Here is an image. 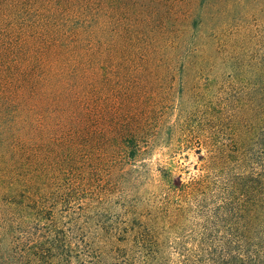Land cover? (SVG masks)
Returning <instances> with one entry per match:
<instances>
[{"label":"trees","instance_id":"trees-1","mask_svg":"<svg viewBox=\"0 0 264 264\" xmlns=\"http://www.w3.org/2000/svg\"><path fill=\"white\" fill-rule=\"evenodd\" d=\"M225 5L0 0V264H264V64L174 120L167 142L194 146L200 172L160 165L158 217L114 194L144 138L130 69L202 66Z\"/></svg>","mask_w":264,"mask_h":264},{"label":"rangeland","instance_id":"rangeland-1","mask_svg":"<svg viewBox=\"0 0 264 264\" xmlns=\"http://www.w3.org/2000/svg\"><path fill=\"white\" fill-rule=\"evenodd\" d=\"M225 3V9L215 22L209 20V28H201V33L211 42L205 54L195 53L199 61L203 55L209 56L203 59L202 66H188L186 53L180 56L177 67L134 65L128 73L129 111L131 115L138 113L144 117L142 153L137 161H131L137 166L128 169L127 164L120 165L117 169L120 173L115 172L112 180L116 183L115 197L139 204V209L146 213L145 221L158 217L163 191L160 165H167L176 183L180 178L188 181L200 172L201 162L194 146L180 151L174 143L169 146L168 139L178 133L174 120L186 109L202 119L207 106L217 104L228 92L230 73L235 69L250 72L259 63L264 64V0H225ZM218 23L221 32L217 30L216 37L213 31ZM136 76L140 80H136Z\"/></svg>","mask_w":264,"mask_h":264}]
</instances>
